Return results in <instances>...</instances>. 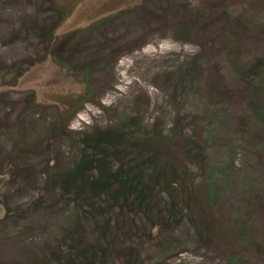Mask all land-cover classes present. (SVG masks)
<instances>
[{
    "label": "rangeland",
    "instance_id": "1",
    "mask_svg": "<svg viewBox=\"0 0 264 264\" xmlns=\"http://www.w3.org/2000/svg\"><path fill=\"white\" fill-rule=\"evenodd\" d=\"M143 1L0 0V264H29L31 253L55 256L51 248L65 223L87 207L43 201L44 182L78 155L81 132L124 121L133 102L143 127L159 119L166 136L152 139L147 155L179 157L184 137L194 129L204 149L196 179L210 193L209 208L221 228L243 218L247 225L241 244L229 236L215 246L195 242L185 217L158 241L164 233L153 218L138 236L133 260L111 258L110 264H264V120L253 108L258 103L264 109V86L255 87L263 89L262 97L250 104L252 88L243 87L235 72L244 57L264 50V0H209L234 14L246 10L260 26L240 40L242 58L209 55L190 83L181 71L198 52L196 40L168 31L155 21L165 12L152 13ZM32 17L48 27L52 22L55 39L70 36L62 63L56 60L63 52L57 41L38 58ZM222 20L216 14L209 27ZM89 62L96 65L84 77ZM209 74L228 91L209 98L201 88Z\"/></svg>",
    "mask_w": 264,
    "mask_h": 264
},
{
    "label": "trees",
    "instance_id": "2",
    "mask_svg": "<svg viewBox=\"0 0 264 264\" xmlns=\"http://www.w3.org/2000/svg\"><path fill=\"white\" fill-rule=\"evenodd\" d=\"M143 4L153 8L152 13L165 12L166 15L155 21L164 22L168 31L183 40H196L198 52L189 58L181 71L182 79L187 83L193 82L196 74H202L204 59L209 55L223 52L234 61L238 60L241 57L240 40L249 36L254 26H260L246 10L234 14L226 5L214 8L209 0H198L193 4L190 0H144ZM216 14H221L222 22L218 27H209ZM245 15L251 17L245 19ZM29 21L41 52L38 58L50 53L49 46L57 41L63 52L56 60L62 63L70 36L55 39L52 22L48 27L49 22L36 17ZM195 22H199L197 30L193 25L197 24ZM251 24L256 25L250 26V30ZM261 38L262 34H259L256 42ZM250 57H244L243 66L237 65L235 72L243 87L256 89V93L251 89L247 94V102L253 104L262 97L264 89L255 88L264 86V50ZM93 63L89 62L81 71L84 77L100 62ZM214 68L212 73L217 75L218 70L216 66ZM211 76H207L201 87L208 92L209 98L217 96L214 95L217 92L228 91ZM257 104L253 106L255 113L264 120V109H258ZM135 105L133 102L134 108L124 116V121L104 127L94 125L81 132L77 140L78 155L44 182L43 201L68 200L75 205H85L87 210L77 219L74 217L65 223L58 245L51 248L54 257L31 253L27 258L29 264H110L111 258L125 259L127 256L133 260L138 236L144 233L145 225L153 218H157L158 231L164 233L158 235V241H164L185 217L197 243L213 241V245L220 246L229 236H233L237 244L242 243L247 220L232 221L226 229L221 228L216 210L208 206L210 193L202 184L203 179H196V170H200L204 161L202 139L191 129L181 143L179 157L147 155L146 146L152 139L166 136L158 129L159 119H155L149 129L143 127L140 110ZM199 188H204L202 193Z\"/></svg>",
    "mask_w": 264,
    "mask_h": 264
}]
</instances>
